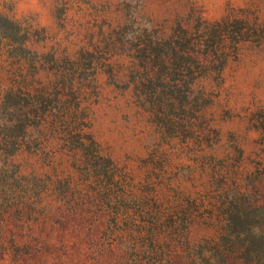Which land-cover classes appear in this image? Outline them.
<instances>
[{
    "label": "rangeland",
    "instance_id": "obj_1",
    "mask_svg": "<svg viewBox=\"0 0 264 264\" xmlns=\"http://www.w3.org/2000/svg\"><path fill=\"white\" fill-rule=\"evenodd\" d=\"M0 25V264H235L239 209L264 236V0H0Z\"/></svg>",
    "mask_w": 264,
    "mask_h": 264
},
{
    "label": "trees",
    "instance_id": "obj_2",
    "mask_svg": "<svg viewBox=\"0 0 264 264\" xmlns=\"http://www.w3.org/2000/svg\"><path fill=\"white\" fill-rule=\"evenodd\" d=\"M1 26V25H0ZM241 209L238 211V215L228 225L227 234L223 235V242L227 245L235 236V245H231L233 253L231 259L235 264H264V236L260 235L256 230L258 229V221L245 220L243 214H240ZM245 234L244 237L242 235ZM242 237V238H241ZM218 257L224 260L228 258L226 254H220Z\"/></svg>",
    "mask_w": 264,
    "mask_h": 264
}]
</instances>
